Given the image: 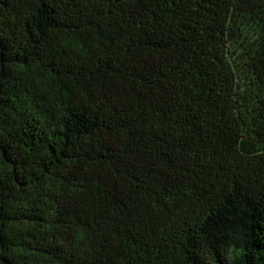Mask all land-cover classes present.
<instances>
[{
    "label": "trees",
    "instance_id": "1",
    "mask_svg": "<svg viewBox=\"0 0 264 264\" xmlns=\"http://www.w3.org/2000/svg\"><path fill=\"white\" fill-rule=\"evenodd\" d=\"M0 264H264V0H0Z\"/></svg>",
    "mask_w": 264,
    "mask_h": 264
}]
</instances>
